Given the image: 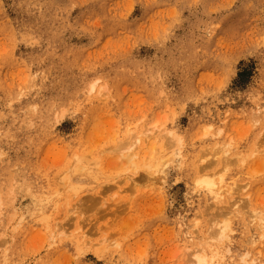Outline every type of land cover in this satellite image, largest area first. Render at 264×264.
Segmentation results:
<instances>
[{"label":"rangeland","instance_id":"obj_1","mask_svg":"<svg viewBox=\"0 0 264 264\" xmlns=\"http://www.w3.org/2000/svg\"><path fill=\"white\" fill-rule=\"evenodd\" d=\"M194 254L264 264V0H0V264Z\"/></svg>","mask_w":264,"mask_h":264},{"label":"bare ground","instance_id":"obj_2","mask_svg":"<svg viewBox=\"0 0 264 264\" xmlns=\"http://www.w3.org/2000/svg\"><path fill=\"white\" fill-rule=\"evenodd\" d=\"M147 136V139H148V141L147 142H145V141H143L142 142V138L143 137H146ZM142 138H138L135 142H132V144L131 145H129L128 147H125L126 148V150H129V152L125 155L124 154V157H126V161L125 162H130V161H128V160H132L135 156H136V154H137V152H136V149H137V147H140V146H144L146 143H150L149 141L150 140H153V139H157L158 138V141H162V137L161 136H158V137H156V136H154V130L153 129H150V128H147V129H145L144 130V132H143V134H142ZM158 143H160V142H158ZM157 144V143H156ZM120 151H122V150H120ZM119 151V152H120ZM123 152V151H122ZM124 153V152H123ZM176 156L177 155H179L178 153H176L175 154ZM122 158V157H121ZM123 159V158H122ZM171 159V158H170ZM173 161H175L174 159H173ZM161 163V162H160ZM166 164V163H165ZM149 167H152L151 165L149 166ZM153 169V168H152ZM157 169V168H156ZM78 170V169H77ZM160 170V169H159ZM161 171V170H160ZM160 171H158V172H160ZM154 179V178H153ZM209 187V186H208ZM81 201V200H80ZM236 204V203H235ZM238 208H240V207H238ZM238 208H236V209H238ZM81 211V210H80ZM79 213H82V212H79ZM81 216V215H80ZM263 222V221H262ZM66 228V227H65ZM63 228H61V230H62ZM60 230V231H61ZM66 230V229H65ZM64 230V231H65ZM59 231V230H58ZM79 231V230H78ZM67 232H68V230H67ZM66 232V233H67ZM79 233V232H78ZM62 234V233H61ZM64 234H65V232H64ZM82 234V233H81ZM225 233L223 232V231H221V232H219V236H223ZM79 236V235H78ZM83 236H85V234H83ZM208 236H209V234H208ZM211 236V235H210ZM209 236V237H210ZM212 236H214V235H212ZM211 236V237H212ZM82 237V236H81ZM85 237H88V236H85ZM208 237V239H210ZM207 238V237H206ZM212 238H214V237H212ZM83 239V238H82ZM82 239H81V241H82ZM86 239V238H85ZM84 239V240H85ZM205 239V238H204ZM83 240V241H84ZM189 256H192V255H189ZM211 257V256H210ZM191 258V257H190ZM190 261V260H189ZM189 263V262H188ZM208 263V261L206 260V258L204 257V258H201V257H199L197 254H194L193 256H192V258H191V264H207ZM187 264V263H186Z\"/></svg>","mask_w":264,"mask_h":264}]
</instances>
